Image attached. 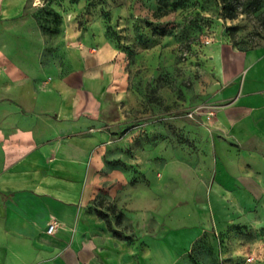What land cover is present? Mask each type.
Here are the masks:
<instances>
[{
  "label": "rangeland",
  "instance_id": "1",
  "mask_svg": "<svg viewBox=\"0 0 264 264\" xmlns=\"http://www.w3.org/2000/svg\"><path fill=\"white\" fill-rule=\"evenodd\" d=\"M51 1L26 5L33 23L25 43L44 62L67 63ZM249 2L229 18L222 0H89L87 10L111 19L107 34L125 52L129 83L105 95V165L80 233L123 258L79 264H264V200H243L246 212L238 213L202 196L213 184L204 166L217 159L204 132L217 116L223 52L264 47V0L257 9ZM115 232L122 245L107 242Z\"/></svg>",
  "mask_w": 264,
  "mask_h": 264
},
{
  "label": "crops",
  "instance_id": "2",
  "mask_svg": "<svg viewBox=\"0 0 264 264\" xmlns=\"http://www.w3.org/2000/svg\"><path fill=\"white\" fill-rule=\"evenodd\" d=\"M88 2L51 1L61 14L55 37L65 63L44 62L25 43L31 0H0V264L123 258L80 233L105 165V95L129 83L124 50ZM221 62L217 116L204 132L217 159L204 166L213 184H204L209 195L202 196L243 213V200H264V47L227 49ZM52 220L59 223L54 234L47 232ZM107 242L124 243L113 236Z\"/></svg>",
  "mask_w": 264,
  "mask_h": 264
},
{
  "label": "trees",
  "instance_id": "3",
  "mask_svg": "<svg viewBox=\"0 0 264 264\" xmlns=\"http://www.w3.org/2000/svg\"><path fill=\"white\" fill-rule=\"evenodd\" d=\"M240 2H241V0H222V4H223L222 8H223V12H224L225 16H227L229 18L234 17L237 13V10L240 7ZM259 5H260V0H250V2L248 4V8L257 9L259 7ZM56 14L58 17L57 19H59V21H60L61 14L58 11H56ZM104 19L106 22V27L111 30L110 25H112V23H111L110 17H105ZM108 29H107V32H108ZM107 35H108V37L110 36L109 38L111 40H113L110 34H107ZM117 46L120 47L118 44H117ZM106 221L109 224V220L106 219ZM115 235L121 238V235L116 233V232H115Z\"/></svg>",
  "mask_w": 264,
  "mask_h": 264
},
{
  "label": "built area",
  "instance_id": "4",
  "mask_svg": "<svg viewBox=\"0 0 264 264\" xmlns=\"http://www.w3.org/2000/svg\"><path fill=\"white\" fill-rule=\"evenodd\" d=\"M199 113V111H191L188 116L191 118H194L197 116V114ZM59 223L57 220H52L51 222L48 223L47 226V232L50 234H54L56 232V230L58 229ZM252 257H248V260H251Z\"/></svg>",
  "mask_w": 264,
  "mask_h": 264
}]
</instances>
